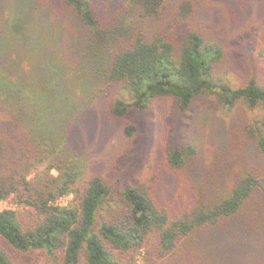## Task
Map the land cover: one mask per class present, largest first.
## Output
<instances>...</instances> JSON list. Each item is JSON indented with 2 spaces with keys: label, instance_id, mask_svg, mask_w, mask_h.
Returning <instances> with one entry per match:
<instances>
[{
  "label": "trees",
  "instance_id": "trees-1",
  "mask_svg": "<svg viewBox=\"0 0 264 264\" xmlns=\"http://www.w3.org/2000/svg\"><path fill=\"white\" fill-rule=\"evenodd\" d=\"M64 1L86 30L81 61L92 66L94 78L103 77L128 97L112 103V115L122 118L133 108L146 111L155 98L170 96L180 110H187L204 92L214 94L228 111L239 101L250 108L264 103V84L255 77L233 87L215 73L223 57L220 44L197 30L180 29L193 0H116L117 9L105 21L90 0ZM35 40L29 43L46 55ZM41 63L37 58L33 68L13 67L16 80L0 86V111L9 114L0 121V201L12 196L29 208L32 217L24 224L17 212L0 211V264H13L3 241L22 252L42 249L52 264H137L142 251L145 264H177L179 257L194 255L193 249H201L205 242L207 246L245 228L239 224L254 196L259 195L264 214V164L242 169L226 195L181 208L158 200L152 178L123 189L116 209L100 176L92 175L76 186L78 173L50 163L42 176L30 178L31 168L60 151L67 123L58 90L61 67L47 57L40 72ZM40 81L47 89L51 83V91L24 89V83L37 88ZM134 131V126L125 127L128 135ZM246 136L264 163V118L248 125ZM195 153L192 145L168 152L169 168L182 170ZM53 169L58 175L50 173ZM68 194L74 195L73 204L55 203Z\"/></svg>",
  "mask_w": 264,
  "mask_h": 264
},
{
  "label": "rangeland",
  "instance_id": "rangeland-1",
  "mask_svg": "<svg viewBox=\"0 0 264 264\" xmlns=\"http://www.w3.org/2000/svg\"><path fill=\"white\" fill-rule=\"evenodd\" d=\"M90 1L101 21L119 4L116 0ZM75 17L64 0H0V86L8 79L16 80L13 67L33 68L37 58L42 61L40 72L47 57L62 70L58 90L67 123L60 151L31 168L30 178L42 176L50 163L78 173L76 186L92 175L100 176L111 190L113 209L121 205L123 189L152 178L158 200L181 208L226 195L242 169L264 164L246 136L247 126L264 118V103L250 108L239 101L228 111L214 94L204 92L187 110H180L177 99L170 96L155 98L146 111L133 108L122 118L112 115V103L119 97L128 101V97L103 77L94 78L92 66L81 61L86 30ZM180 29L197 30L208 41L221 45L223 57L215 73L231 86H244L252 77L264 84V0H193ZM30 39H38L46 55L31 45ZM39 83L37 88L34 84L23 86L28 93H47L53 87L49 83L47 89ZM8 115L1 110L0 121ZM127 126L135 127L132 135L125 132ZM188 145L196 149L186 162L190 164L171 170L168 152ZM50 173L58 175L55 169ZM55 203L69 206L74 195L58 197ZM4 209L17 212L22 223H31L29 208L12 196L0 201V211ZM245 209L239 224L245 228L220 236L211 245L205 242L201 249H193L194 255L179 257L177 264H264V214L259 195ZM3 244L13 264L53 263L42 249L22 252L5 241ZM136 263L145 264L143 251Z\"/></svg>",
  "mask_w": 264,
  "mask_h": 264
}]
</instances>
